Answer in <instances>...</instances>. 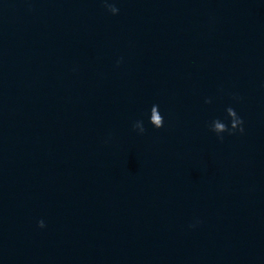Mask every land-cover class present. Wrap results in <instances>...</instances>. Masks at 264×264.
Segmentation results:
<instances>
[{"label": "clouds", "instance_id": "clouds-1", "mask_svg": "<svg viewBox=\"0 0 264 264\" xmlns=\"http://www.w3.org/2000/svg\"><path fill=\"white\" fill-rule=\"evenodd\" d=\"M102 3L105 9L112 15L119 14L120 9L115 5V3L111 2V0H102ZM117 63L119 64V61ZM233 99L239 102L241 98L239 96H233ZM205 103L210 104L211 99H206ZM225 112H226V119L229 121L228 123H225L220 118H216L213 119L209 124L210 131L214 132L217 138L221 141H223L224 139V135H223L224 133H227L228 135H236V134L243 135L245 132L244 120L237 113L235 108L229 106L225 109ZM148 122L155 129H160L164 127L165 124L164 116L161 114L158 104H153L151 106ZM132 127L133 130L137 131L139 134H143L146 131L143 120L135 121ZM38 227L40 228L45 227V223L43 220L38 221Z\"/></svg>", "mask_w": 264, "mask_h": 264}]
</instances>
